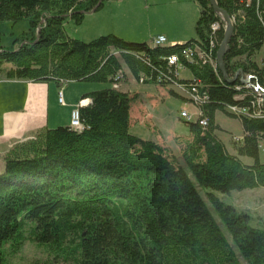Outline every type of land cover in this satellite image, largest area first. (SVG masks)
Instances as JSON below:
<instances>
[{"label":"trees","instance_id":"obj_1","mask_svg":"<svg viewBox=\"0 0 264 264\" xmlns=\"http://www.w3.org/2000/svg\"><path fill=\"white\" fill-rule=\"evenodd\" d=\"M105 0H0V24L28 20L29 30L13 45L0 43V77L36 83L70 82L106 87L84 95L83 131L42 127L14 141L0 173V264L27 241L43 247L53 262L72 264H264V229L250 225L215 193L264 187V115H237L229 106L253 105L257 91L243 83L253 77L264 88V0H217L234 20L225 55L226 81L217 63L226 23L210 0H197L196 36L185 43L154 47L116 34L82 41L68 34L69 19L80 22ZM220 23L210 63L183 50H208L212 24ZM181 55L195 78L176 77L167 57ZM127 67L146 84L196 83L209 100L197 121H185L190 137H176L180 153L131 131L128 93L112 85ZM124 73V71H123ZM161 79V81L159 80ZM175 96H179L171 90ZM239 118L243 138L232 152L220 138L216 113ZM206 119L203 125L200 120ZM243 157L252 160L247 163ZM199 187L229 229L230 243L208 209ZM243 258V261L241 260Z\"/></svg>","mask_w":264,"mask_h":264},{"label":"rangeland","instance_id":"obj_2","mask_svg":"<svg viewBox=\"0 0 264 264\" xmlns=\"http://www.w3.org/2000/svg\"><path fill=\"white\" fill-rule=\"evenodd\" d=\"M132 1L135 0H123V5L125 6ZM115 5L107 4L106 6H101L102 8H99L100 12H95L90 15L86 14L79 23L75 22V20L69 19L65 23L66 31L70 36L79 40L86 42L92 40V38H94L92 36L96 35L95 32L97 31V28L95 27L98 23V15L100 14L101 17H103V10L110 8V6L114 7ZM117 7L118 5L115 7L116 10L118 9ZM182 7L183 6L179 5L178 3L173 4L164 0L158 8H150V10L147 9V11H144L142 13H130L129 19L131 21L139 23V25L141 24V26H145L147 30L151 29L153 32H157L166 27L174 28V30L177 32H182L184 29H182V26H180L179 23L180 21L182 22L184 16L188 14V12L186 13L182 9ZM92 11L93 10H91L90 12ZM105 23L107 26V20L105 21ZM29 27L30 23L28 20H22L17 23H12L9 21L3 22L2 24H0L1 45L4 47H10L11 45H13L15 39H17L22 33L29 30ZM125 31H123V34L125 38H127L126 40H132L135 38V40H140L139 38L141 37H136V35H133L130 32L128 33L127 30ZM256 60L260 64L263 63L264 47L256 56ZM181 76L187 78L189 76H192V74L188 71L183 70L181 71ZM123 84H125V86ZM122 88L126 91V93H128L130 98L131 116L134 117L136 113L140 112L139 117L145 119H143L144 121L142 122L145 129H147L148 126H152L151 122H153L155 123V126L153 128L158 129V131H164V134H167L169 137L174 135L175 132L178 133V130L182 132L185 131V124L183 123V121L187 120L179 121L178 117L180 116V113L184 108H186L188 111H192L193 109H195V107L190 100L175 96L171 92V90L175 91L177 94L179 93L176 90H179L183 95L187 96L188 93L186 90H182L178 86L165 87L157 84L141 83L137 79H134L129 71H126V74H124V77L119 83V88L117 89L122 90ZM149 117L153 118L148 119ZM216 121L222 128L218 131V135L227 144L228 148L233 152L236 145L238 144L236 138H243L241 120L239 118L229 116L223 111H218L216 113ZM144 131L145 130H143V132ZM133 132L135 134H138V136H141L143 134L135 131ZM169 145L173 152L177 154L180 153L181 146H177L173 142L169 143ZM260 155L263 160L264 141L261 142ZM199 190L207 203L208 209L215 217L217 223L221 227L228 241L232 243L239 252V248L235 245L229 229L222 220L220 214L214 209V206L207 195V191L211 190L203 187H199ZM215 193L221 200H223L226 204L232 205L238 212L247 213L250 216L249 223L251 226L264 229V187L234 190L229 193L215 191ZM241 260L243 261L242 257ZM10 264L72 263H66L63 261H60L59 263L53 262L51 256L45 251L43 247H39L35 242L27 241L25 242L20 252L10 256Z\"/></svg>","mask_w":264,"mask_h":264},{"label":"crops","instance_id":"obj_3","mask_svg":"<svg viewBox=\"0 0 264 264\" xmlns=\"http://www.w3.org/2000/svg\"><path fill=\"white\" fill-rule=\"evenodd\" d=\"M163 1L164 0H135L124 6L123 0H105L101 6H106L107 4L116 5L103 10V17H101L100 14L98 15V23L95 27L97 31L95 32L96 35L92 36L94 37L92 40L108 34H116L127 39L123 34L125 30H127L128 33L130 32L136 35V37H141L139 38L140 40H135V38L129 41L147 42L148 44H151L153 40L161 34L167 37L168 45L185 43L194 38L196 36L195 25L200 14L197 0H165L173 4L178 3L183 6L182 9L186 13L188 12V14L184 16L183 21L179 23L182 29H184L182 32H177L174 28L169 27L153 32L151 29L147 30L145 26H141V24L139 25V23L129 19L130 13H142L147 11V9L150 10V8H158ZM117 5L118 9L116 10L115 7ZM100 9L98 8L94 12L87 14L90 15L95 12H100ZM106 20L108 22L107 26L105 23ZM123 71L124 74H126V71L130 72L127 67H124ZM184 71L190 72L192 76L182 78H195L194 74L188 68L184 69ZM132 77L134 76L132 75ZM134 79L136 78L134 77ZM123 85L125 86V84ZM104 87H106V85L70 82L64 85L63 88H58L55 83H36L24 79H8L6 78L5 72L2 73L0 77V173L5 170L4 155L14 141L28 137L31 132L42 127L55 128L69 125L72 108L75 107L80 100H85L87 104L91 103L92 98L88 97L83 99L84 95ZM61 91H63L65 104L59 101V93ZM121 91L126 92L123 88ZM176 91L179 93V97L190 100L188 94L186 96L179 90ZM194 107L195 109L189 112L198 115V108L196 105H194ZM183 110L187 109L184 108ZM139 114L140 112L136 113L134 117L131 116V131L143 133L141 137L144 139L152 140L166 147H170L169 143L171 142L177 145L176 137H190L189 126L183 121L185 119L180 116L178 119L185 124V131L182 132L178 130V133L175 132L174 135L169 137L167 134H164V131H158V129L153 128L155 126L153 122H151L152 126H148V128L145 129L142 124L145 119L140 118ZM152 118L153 117H149L148 119ZM143 130L145 131L143 132ZM242 131L244 135L243 127ZM233 152L235 151L233 150ZM243 159L247 163L252 162L249 158L246 159V157H243Z\"/></svg>","mask_w":264,"mask_h":264},{"label":"built area","instance_id":"obj_4","mask_svg":"<svg viewBox=\"0 0 264 264\" xmlns=\"http://www.w3.org/2000/svg\"><path fill=\"white\" fill-rule=\"evenodd\" d=\"M220 29V23L215 22L212 24V34H211V41L210 46L208 50H204L200 45L195 44L193 46H188L183 50V57L185 60L194 61L195 56H198L199 58L205 59L204 61L215 63L216 60L212 57L213 49L216 46V43L214 41V37L216 32ZM152 46L158 47V46H166L168 45L167 37L163 34L158 35L153 42L151 43ZM167 62L169 68H172V71L174 72L176 77L181 76V71L186 69V66L183 64L181 60V55L178 53L171 54L167 57ZM124 77V73L119 72L115 79L116 81L113 83L114 88H119V83ZM148 77L144 74L141 75L139 82L145 83V80ZM161 81V79H159ZM174 86H178L183 90H186L189 96L190 101L196 105L198 108V115L196 113H191L188 110H182L180 113V117L187 120V121H197L199 117L201 116V106L206 103L209 100L208 94H203L200 92V87L196 83H190L188 85L180 84L175 82ZM249 87H255L256 91L258 92L256 95V99L252 102V104L255 106H259L260 109H256L254 111H250L247 107H241V106H229V110L237 115H248L250 117H261L264 115V105H263V95H264V88L258 83L253 82L250 85H247ZM59 101L62 104H65L63 91L59 93ZM87 105V102L85 100H80L75 107L71 110V117H70V127L76 131H83L85 126L81 120V114H80V107ZM200 122L203 125L207 124V120L203 119L200 120Z\"/></svg>","mask_w":264,"mask_h":264},{"label":"water","instance_id":"obj_5","mask_svg":"<svg viewBox=\"0 0 264 264\" xmlns=\"http://www.w3.org/2000/svg\"><path fill=\"white\" fill-rule=\"evenodd\" d=\"M210 1H211V5H212L214 11L219 16H221L226 23L224 38H223V40L220 44V47L218 49V52H217V63H218L220 71L222 72V74L224 76V79L226 81L232 83L235 79L230 78V76L227 72L225 55L229 50L230 41H231V38H232L233 33H234V20L225 9L220 7L217 0H210ZM95 10H96V8H94L92 12H94ZM252 80H253V77L251 75H248V76L242 78L243 83H245L247 85H250L252 83ZM262 98H263V105H264V95Z\"/></svg>","mask_w":264,"mask_h":264}]
</instances>
